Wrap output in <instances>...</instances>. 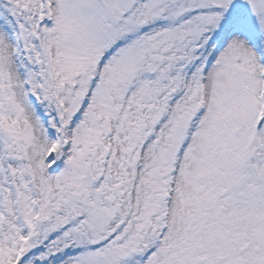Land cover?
Wrapping results in <instances>:
<instances>
[{
    "label": "snow or ice",
    "instance_id": "snow-or-ice-1",
    "mask_svg": "<svg viewBox=\"0 0 264 264\" xmlns=\"http://www.w3.org/2000/svg\"><path fill=\"white\" fill-rule=\"evenodd\" d=\"M0 264H264V0H0Z\"/></svg>",
    "mask_w": 264,
    "mask_h": 264
}]
</instances>
